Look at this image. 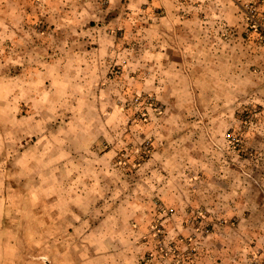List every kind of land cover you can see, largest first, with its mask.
Returning a JSON list of instances; mask_svg holds the SVG:
<instances>
[{"label":"clouds","instance_id":"clouds-1","mask_svg":"<svg viewBox=\"0 0 264 264\" xmlns=\"http://www.w3.org/2000/svg\"><path fill=\"white\" fill-rule=\"evenodd\" d=\"M0 264H264V0H0Z\"/></svg>","mask_w":264,"mask_h":264}]
</instances>
